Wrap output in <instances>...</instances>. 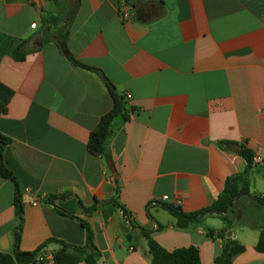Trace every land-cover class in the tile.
I'll return each instance as SVG.
<instances>
[{
    "label": "crops",
    "instance_id": "0c3cea01",
    "mask_svg": "<svg viewBox=\"0 0 264 264\" xmlns=\"http://www.w3.org/2000/svg\"><path fill=\"white\" fill-rule=\"evenodd\" d=\"M70 57L131 96L126 119L113 122L109 160L87 143L112 95ZM0 134L11 140L3 162L22 208L19 219L14 186L0 178V253L13 251L17 232L24 253L53 254L51 240L84 246L86 224L98 264H151L140 229L168 252L195 247L200 264H214L222 240L207 233L222 221L178 229L162 206L193 213L216 201L244 170L240 145L264 159V0H0ZM249 194L264 196L263 166ZM227 215L245 247L232 264H264L254 249L264 209L242 197Z\"/></svg>",
    "mask_w": 264,
    "mask_h": 264
},
{
    "label": "trees",
    "instance_id": "16d2710c",
    "mask_svg": "<svg viewBox=\"0 0 264 264\" xmlns=\"http://www.w3.org/2000/svg\"><path fill=\"white\" fill-rule=\"evenodd\" d=\"M56 20L58 21V19ZM61 38L62 41L65 40V37ZM24 56L25 54L20 53L18 50L14 53L15 60L19 62L23 61ZM69 59L74 66L80 69L96 72L112 95L113 107L111 111L100 119L96 128L91 131L87 143V150L91 155L101 156L106 160H109L108 141L114 130L113 122L118 117H122L124 120L126 119L124 98L115 92L114 86L101 71L90 68L87 65L76 61L72 57ZM10 142L11 140L9 138L0 134V178L10 181L13 184L16 213L19 219H21L22 208L19 204L18 183L3 162V151ZM219 146L221 148H229L230 143L221 142L219 143ZM236 152L245 162L244 170L240 173L232 174L225 179L223 189L218 195L217 200L208 207L193 213H183L176 206H162V208L175 219V226L178 229H185L192 224H198L208 216H215L222 221V230L217 233H213V231H208L207 233L209 237L215 240H222V248L219 255L214 259V264H232L233 259L236 256L245 252V247L242 244L231 237H227V233L230 231L232 225V221L227 214L233 204L242 197H248L264 209V196L253 197L249 194L251 177L255 174L256 169L252 165L254 153L246 145H240ZM68 196L69 195H65L63 198ZM110 202L119 207L128 219L125 209L120 204L114 199ZM95 209L96 206L83 210L90 213ZM57 211L63 216H68L62 210ZM83 226L86 230V242L84 246L77 247L61 241H49L58 245V249L53 253L52 264H98V261L101 258V253L92 243V235L88 226L86 224H83ZM140 234L147 242L148 252L151 256V264H200L199 254L195 247L182 248L168 252L150 238L149 231L140 229ZM124 235L127 241H130L131 235L126 231ZM18 242L19 233L17 232L15 235L13 251L10 254L0 253V264H36L35 257L41 253L42 249L31 253L20 252ZM254 249L257 253H264V226L259 232V238Z\"/></svg>",
    "mask_w": 264,
    "mask_h": 264
},
{
    "label": "built area",
    "instance_id": "2783aa9c",
    "mask_svg": "<svg viewBox=\"0 0 264 264\" xmlns=\"http://www.w3.org/2000/svg\"><path fill=\"white\" fill-rule=\"evenodd\" d=\"M30 2L35 6V7H41L42 4L45 2V0H30ZM122 17L123 18H129V7L124 6L122 8ZM125 100H130L131 96L129 94H126L124 96ZM252 165L254 168L258 167V166H263L264 167V159H262L259 156L254 155L253 160H252ZM26 192L30 193L29 189H26ZM164 200H167V197L164 198ZM37 203L36 200H32L31 204L35 205ZM53 262V254L51 253H45V254H38L35 257V263L36 264H52Z\"/></svg>",
    "mask_w": 264,
    "mask_h": 264
},
{
    "label": "water",
    "instance_id": "95a60500",
    "mask_svg": "<svg viewBox=\"0 0 264 264\" xmlns=\"http://www.w3.org/2000/svg\"><path fill=\"white\" fill-rule=\"evenodd\" d=\"M107 166H108L109 171H110L112 174H114V173H115V169H114V167H113L111 161H108V162H107ZM227 237H228V238L231 237V233H230V232L227 233Z\"/></svg>",
    "mask_w": 264,
    "mask_h": 264
}]
</instances>
